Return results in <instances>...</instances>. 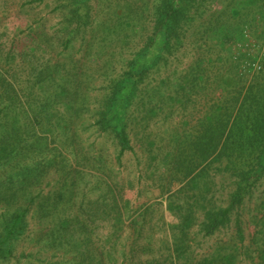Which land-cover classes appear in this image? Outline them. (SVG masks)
Masks as SVG:
<instances>
[{"label": "trees", "instance_id": "obj_1", "mask_svg": "<svg viewBox=\"0 0 264 264\" xmlns=\"http://www.w3.org/2000/svg\"><path fill=\"white\" fill-rule=\"evenodd\" d=\"M3 4L26 21L0 30V264H264V0ZM40 6L60 18L52 29ZM188 37L199 57L151 81ZM227 64L246 69L223 77ZM136 146L145 168L124 180L114 167ZM153 188L162 203L133 206L129 191ZM233 221L231 252H196Z\"/></svg>", "mask_w": 264, "mask_h": 264}, {"label": "rangeland", "instance_id": "obj_2", "mask_svg": "<svg viewBox=\"0 0 264 264\" xmlns=\"http://www.w3.org/2000/svg\"><path fill=\"white\" fill-rule=\"evenodd\" d=\"M6 11H9V14L7 15V17L2 21V23L0 24V30H3V25H6L7 27H9L10 25H14L15 22H23L25 24V17L19 15V13L13 12L14 11V7L12 5H9V7L5 6V4H3L2 8L0 9V12H3L5 14ZM39 16L44 17V19L47 21V27L49 29H52L55 25H57L60 22V18L56 15V17H54L52 14L49 15V11L48 9H43V6H40V8L38 9V11L36 12ZM11 27V26H10ZM10 31H12L10 28H8ZM244 36L248 39L246 46L248 47V50H252L254 45L257 44V49H259V47L262 44V41H259L255 38L253 31L250 32L249 29H244L243 31ZM186 43L185 47H183L182 49H180L178 51V59H173L170 58L169 59V67L165 68V69H161L158 72H154L151 75L150 80L154 81L155 79H159V78H167L168 73H172V70L174 68L177 69V72L180 74L182 73L183 69H186V67H188L189 65H191L193 63V61L199 57L196 56V54L198 53V50L196 48V45L198 46V41L195 42L194 38L188 37L186 38ZM191 45V46H189ZM232 48L237 51L238 49L241 48V43H235ZM202 54H204V52H202ZM77 56L80 57V54H78ZM254 68L256 70L260 69V63L258 62H254ZM228 65V64H227ZM220 68V67H218ZM253 68V69H254ZM223 72V77H225L227 74L230 76H234V77H238V73H240L241 71L243 72L246 69V66L243 64H240L239 67H236L235 64L232 67L226 66V65H222V67L220 68ZM239 69H241V71H239ZM215 70L212 68H207L206 73L204 74L205 77H207V80L204 84V88L207 92H209L208 94H213L214 91L213 90V86H212V81L214 79L215 76ZM169 78V77H168ZM171 80H174L176 78H179V76L173 75V77H171ZM154 84V82L152 83ZM164 91V90H163ZM165 93V91H164ZM161 118V117H160ZM160 118H158V120H153L152 122H156V121H160ZM160 123L157 124H151L150 130L153 131L154 133L160 132L162 130V127L157 130L158 128L156 126H159ZM131 136V135H130ZM134 144V143H133ZM108 147L110 148L109 152L111 153L112 156H115L116 153V148L113 147L111 145V142L108 143ZM116 153V154H115ZM137 153V155H136ZM115 154V155H114ZM138 157H141L143 159V161H145L146 159V154L144 151L140 150L137 146L135 147V151L133 153L126 151L120 158V163H122L121 165L117 164L115 165V170L120 169L121 170V177L124 180H131L133 179L134 174L138 175V171L139 169L144 170L145 168V164H141L140 166H135V159ZM151 185V179L148 180H143L140 183V186L137 185L138 188L143 189L145 186L149 187ZM226 187H229V185H226ZM175 189V188H174ZM153 195L150 197H147L146 194H142L140 196L136 195V190L133 191H129L128 192V196L130 195V197L132 198V204L134 207H137L145 202H148L149 204H154L157 202H161L163 199H160V195L161 192L159 189L157 188H153ZM230 191V188H226L224 193H228ZM162 208L163 210L165 207V201H163L162 204ZM254 201H248L247 203H245L241 209L238 212V216H236V219L239 220L240 225L244 231V236H245V244L249 243V239L251 237V235L254 232V226H253V222L257 221L258 216L256 215V212L253 210L254 209ZM163 216L164 219L169 222V223H175V218L169 214L167 211L163 212ZM235 219V217H234ZM35 225V223H33L31 221L30 223V228H33ZM235 222L233 221L228 227H226L225 229L221 230L220 232H218L216 235H214L213 237L207 239L204 241V243L199 246V247H195V250L197 253H204V252H208L211 251L213 247H220L221 248V253L222 254H227L229 252H231L232 250V246H231V242L233 241L232 238L234 236L235 233ZM200 240V239H198ZM232 240V241H231ZM21 249H24L23 247H18V251H20ZM51 255V253H47V254H43L42 257H49Z\"/></svg>", "mask_w": 264, "mask_h": 264}]
</instances>
